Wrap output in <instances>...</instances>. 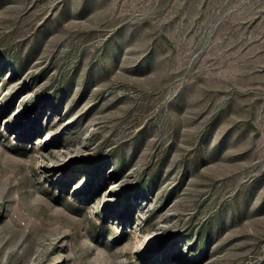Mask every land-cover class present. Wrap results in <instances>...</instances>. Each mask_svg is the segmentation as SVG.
<instances>
[{"label": "rangeland", "instance_id": "374dc122", "mask_svg": "<svg viewBox=\"0 0 264 264\" xmlns=\"http://www.w3.org/2000/svg\"><path fill=\"white\" fill-rule=\"evenodd\" d=\"M0 264H264V0H0Z\"/></svg>", "mask_w": 264, "mask_h": 264}]
</instances>
